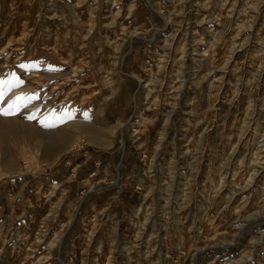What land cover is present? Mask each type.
Wrapping results in <instances>:
<instances>
[{"label": "rangeland", "instance_id": "obj_1", "mask_svg": "<svg viewBox=\"0 0 264 264\" xmlns=\"http://www.w3.org/2000/svg\"><path fill=\"white\" fill-rule=\"evenodd\" d=\"M12 77L23 83L0 110L19 107L0 122L31 126L52 149L21 137L0 144V187L39 173L76 141L90 143L79 133L59 149L56 137L75 134L72 123L104 129V149H113L136 106L148 152L170 148L160 138L193 136L204 166L211 153L240 151L251 171L220 177L227 191L203 189L220 178L197 175L199 230L169 239L168 251L184 243L202 253L166 264H264V0H0V80ZM4 147L15 172L4 168Z\"/></svg>", "mask_w": 264, "mask_h": 264}, {"label": "built area", "instance_id": "obj_2", "mask_svg": "<svg viewBox=\"0 0 264 264\" xmlns=\"http://www.w3.org/2000/svg\"><path fill=\"white\" fill-rule=\"evenodd\" d=\"M142 113L132 107L113 149L76 141L39 173L0 187V264H166L202 253L184 243L169 252L168 240L199 230L197 175L246 176L245 153H211L204 166L187 135L160 138L170 148L148 152ZM230 185L220 178L203 189Z\"/></svg>", "mask_w": 264, "mask_h": 264}, {"label": "bare ground", "instance_id": "obj_3", "mask_svg": "<svg viewBox=\"0 0 264 264\" xmlns=\"http://www.w3.org/2000/svg\"><path fill=\"white\" fill-rule=\"evenodd\" d=\"M71 73V72H70ZM31 106V105H30ZM99 108L102 109L101 107H99L98 103L94 105V112H99ZM67 112V111H66ZM69 112V111H68ZM71 112V111H70ZM58 113H60V111H58ZM78 113V112H77ZM101 114V112H99ZM98 113V114H99ZM64 114V113H63ZM70 113H68L67 115H69ZM95 114V113H94ZM65 115V114H64ZM71 115V114H70ZM59 117V114L57 115ZM56 116V118H57ZM63 116V115H62ZM80 116V115H79ZM77 116V117H79ZM65 117V116H64ZM72 117V116H71ZM82 118V117H81ZM76 119V118H75ZM78 119V118H77ZM77 122V121H76ZM1 125L3 126V128L1 127L0 128V144H3L6 143L7 141L6 140H14L21 137V138H25V140H29V141H33L34 143L38 144L39 140L44 142L45 144H48L49 147H46L47 145H45L43 147V152L45 153L46 150H49V149H52V147L50 148V143L48 142H51V140L49 139V136L48 139L44 136H41L39 133L38 134H35L32 136V127L31 126H28L26 124H23V122H20V121H15V122H12V125L11 124H8L9 122H0ZM73 125L71 126L75 132V134H71V135H65L64 139L61 138V137H56V138H59L58 141H57V146L59 144L62 145V147H60L59 149L60 150H64L65 149V145H63L61 142H64L65 140H68L70 138H76L78 136V134H83L87 140L90 142V143H93L101 148H105V146H108L109 145V142L107 143L105 141V130L104 129H99L97 126H91V125H84L83 123L81 122H77V123H72ZM0 125V126H1ZM5 125V126H4ZM38 128H36L37 130ZM39 131V130H37ZM37 131L35 133H37ZM42 133V130L40 131ZM45 133V132H44ZM46 134V133H45ZM49 135V133H47ZM53 135V134H51ZM55 135V134H54ZM57 136V135H56ZM47 140H49L47 142ZM76 140V139H75ZM47 142V143H46ZM54 142V141H53ZM41 143V142H39ZM43 143V144H44ZM56 143V142H55ZM54 143V146L56 145ZM67 143V142H66ZM39 145V144H38ZM111 145V144H110ZM1 146V145H0ZM53 146V145H52ZM56 146V147H57ZM6 147H4L5 149ZM33 148V147H32ZM37 148V147H36ZM2 149V154H3V165H4V168L7 170V172H15L16 169H15V159L11 156H7L6 155V149L4 150ZM42 152V153H43ZM17 153V151H16ZM15 160V161H13ZM205 222V221H204ZM218 224V223H217ZM241 252H244L243 249ZM248 252V251H247ZM250 252V251H249Z\"/></svg>", "mask_w": 264, "mask_h": 264}, {"label": "snow or ice", "instance_id": "obj_4", "mask_svg": "<svg viewBox=\"0 0 264 264\" xmlns=\"http://www.w3.org/2000/svg\"><path fill=\"white\" fill-rule=\"evenodd\" d=\"M21 67L23 68H36L37 65L36 64H22ZM23 81L15 78V77H12L10 80H7V81H3V80H0V99H3L4 95H5V92L6 91H10L12 88H15L17 86H19L20 84H22ZM5 85H7V87L5 88ZM39 97L36 96V95H32V96H29L27 99L29 101L33 100V99H38ZM25 98L24 97H16V100L17 101H23ZM18 107L19 105L13 103V104H10L9 107H8V110L5 111V110H0V112H3L5 115L7 114H11L13 113L14 111L18 110ZM34 117L32 116H29L28 119H33ZM41 123L43 124L44 122L41 121ZM45 126H48V127H51V125H45Z\"/></svg>", "mask_w": 264, "mask_h": 264}]
</instances>
